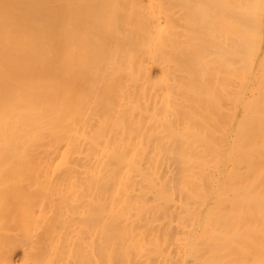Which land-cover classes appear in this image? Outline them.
<instances>
[{
	"label": "bare ground",
	"instance_id": "6f19581e",
	"mask_svg": "<svg viewBox=\"0 0 264 264\" xmlns=\"http://www.w3.org/2000/svg\"><path fill=\"white\" fill-rule=\"evenodd\" d=\"M18 248L264 264V0H0V264Z\"/></svg>",
	"mask_w": 264,
	"mask_h": 264
},
{
	"label": "rangeland",
	"instance_id": "374dc122",
	"mask_svg": "<svg viewBox=\"0 0 264 264\" xmlns=\"http://www.w3.org/2000/svg\"><path fill=\"white\" fill-rule=\"evenodd\" d=\"M223 108H226V107H223ZM222 111V110H221ZM221 113V112H220ZM221 114H223L224 115V113H221ZM221 114H219V120H218V126L219 127H217V131H219V129H220V127L223 129V127H224V122H226V116H223L222 117V115ZM226 115V114H225ZM223 119H224V121H223ZM221 132V131H220ZM15 254H12V256H11V258H12V263L13 264H25V260L26 259H24V258H26V257H23V254H22V251H21V249L19 250V248L18 249H16V251L14 252ZM23 258V259H22ZM24 263H23V262Z\"/></svg>",
	"mask_w": 264,
	"mask_h": 264
}]
</instances>
